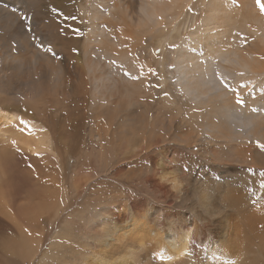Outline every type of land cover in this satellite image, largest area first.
<instances>
[{
    "label": "bare ground",
    "instance_id": "1",
    "mask_svg": "<svg viewBox=\"0 0 264 264\" xmlns=\"http://www.w3.org/2000/svg\"><path fill=\"white\" fill-rule=\"evenodd\" d=\"M173 5L169 0H137L135 6L124 0H93L87 12L90 27L84 62L77 74L91 82L94 97L107 96L106 100L117 107V82L126 79V72H117L116 67L128 68L126 76L135 80H140L134 77L143 72L140 58L137 61L135 50L129 46L132 41L129 50L122 31L115 30L119 22L154 27ZM132 9H136V19L128 14ZM73 15L72 7L66 6L59 13L61 24H52L48 18L37 20L48 32L49 47L65 49L76 68L77 50L73 49L78 47L80 25ZM65 17L70 21H64ZM163 17H169L168 13ZM105 27L108 29L103 32ZM215 32L206 40L214 36L220 41L223 32ZM32 48L28 44L15 51L21 53L19 66L26 68V75H17L13 71L16 65L3 60L1 72L6 80L0 84V93L18 92L32 72L44 78L45 72L38 69L44 53ZM233 48L209 43L204 66L180 65L177 71L176 79L183 76L187 81L184 87L195 93H190L191 99L206 97L208 109H196L182 117L190 128L188 136H184L186 132L177 136L185 141L191 138L189 149L197 150L201 145L195 144L196 137L201 138L206 131L209 146L201 159L150 150L171 145L175 139L169 130H156L152 120L147 124L145 119L140 135L133 129L126 136L119 127L118 135L122 134L118 141L124 140V145L102 147L112 156L79 163L92 174L73 169L67 181L61 174L62 156L57 155L52 130L36 119L0 108V264H264V148L260 147L264 145V86L246 97L244 108L237 102L253 83L260 88L256 81L264 74V59L260 51ZM93 53L102 58L93 59ZM222 53L227 54L224 68L233 76L230 87L238 91H230L218 79L222 65L214 68L213 59ZM46 64V76L52 79L58 72L57 62ZM68 84L73 93V84ZM219 86L222 89L213 92ZM239 106L241 110L236 111ZM130 113L133 111L120 120L121 126L135 119ZM140 115L136 121L142 122ZM21 118L28 124L22 125ZM181 127L178 122L173 128ZM143 150L154 153L143 157ZM202 159L216 166L223 164L236 174L203 172ZM17 165L27 171L17 170ZM63 165L67 167V162ZM91 176L103 181L93 182ZM105 186L111 188L109 199H104L108 190L99 189ZM87 199L91 201L86 203ZM74 201L82 205L73 206ZM44 220L52 233L48 240Z\"/></svg>",
    "mask_w": 264,
    "mask_h": 264
},
{
    "label": "rangeland",
    "instance_id": "2",
    "mask_svg": "<svg viewBox=\"0 0 264 264\" xmlns=\"http://www.w3.org/2000/svg\"><path fill=\"white\" fill-rule=\"evenodd\" d=\"M124 1L129 5L134 4V6L137 3V0ZM169 1H171L172 5L174 4L173 7L170 11H165L161 15L160 21L154 27L149 25L140 28V26L134 25V28L128 21L122 24L119 22L123 27H118L120 25H117L115 30L118 32L122 31L123 39L125 43L127 42L125 47L127 46L128 48L130 46L135 50L136 59L139 57L142 64H140L142 67H139V69L143 72H140L137 76L140 80H135L126 76L129 73L128 68L123 70L120 67H116L117 72H126V79H121V81L117 82L119 83V93L117 94H119L118 100L120 102L118 101L117 107L114 108L113 102L109 103L106 100L107 96L99 95L94 97L91 82L82 77L79 79L77 74L78 70L82 69L84 62L83 49L87 30L90 27V20L87 16L91 11L92 6L90 5L93 0H0V84L6 80L5 75L1 72L2 63L5 61L16 65L13 71L17 75H26V68L19 66L18 56L21 53H15V51L21 50L23 46L28 44L31 45V48L33 47L32 50L35 48L42 49L41 52L44 53V58L38 69L42 70L43 73L45 72L44 78L36 76L32 72L27 84L17 89L18 92L14 90L16 93L13 92L10 95L0 93V108L17 112L24 117L36 119L52 130L55 134L54 146L57 148V155L63 157H61L60 165L64 167V170L61 174L67 177V181H69L70 171L73 169L79 173L92 174L89 169L79 167V163L88 160L93 162L98 157L106 158L107 156H112V152H106L102 150V147L109 149L108 146L116 145L115 143L123 146L124 140L118 141L119 135L123 133L127 136L133 129H136V134H142L145 119L148 121L147 124L152 120L156 130L159 128L169 130V136L175 139L171 141V145L165 143L160 145V147L153 146L150 150L154 152H162L160 150H163L169 155L201 159L200 156L202 154L206 155L205 150L209 146V138L206 131H203L201 138L199 135L196 137L195 144L201 145L197 150L189 149L192 144L191 138H189V141H185L177 137L183 136L184 132H186L184 136H188V130H190L185 120H182L183 116L196 109H208L205 104L206 97L201 96L200 98L191 99L192 95L190 93L194 92L184 87V84H187L186 79L183 76L178 78L179 81L176 79L180 65L192 66L200 63L199 66H204V60L209 56L206 51L209 43L230 48H251L252 50L260 51L264 59V11H261L257 6L256 0H176L175 3L174 0ZM66 6L72 7L73 16L80 25L77 30L79 31L78 47L73 49L77 50L74 51V58L79 66H75L76 68H74L76 64L69 59V55L64 51L65 49L55 47V45L54 47H49L51 43L48 38V32L37 20L48 18L46 20L52 19L49 21L52 24H54L53 21L56 23L58 21L61 24L59 13ZM39 10H43L44 13H40ZM166 12L169 17H163L164 15L167 16ZM128 14H132L134 19L137 18L136 9L128 11ZM22 15H27L31 18V32L25 30L26 24L21 19ZM127 19L128 16H126ZM65 20L69 22L70 17H67V19L65 17ZM107 29L105 27L103 32H106ZM135 29L138 31L135 32ZM216 30L217 32H215ZM219 31L223 32L221 37L219 36L220 41L214 36L210 40H206L210 33H219ZM33 32L34 35H32ZM129 41L130 43L132 41L130 45ZM41 43L44 46L40 47L39 44ZM57 45L60 46L59 44ZM130 47L128 48L129 50H131ZM49 48L52 49L51 52L48 51ZM2 50L7 51V53L2 54ZM225 54L216 55L213 59L214 64H212L214 68H217L219 64L222 65L218 79L221 82L223 79L227 81L228 85H231L233 76L224 68L227 65L224 62V58L227 57V54ZM92 58L98 60L102 57L98 53H93ZM139 58L137 61H139ZM56 62L58 75L56 74L52 79H48L45 68L49 66L46 63L55 64ZM8 70L5 71L6 75L10 72V69ZM214 74H216L215 71ZM116 76L118 75L116 74ZM139 76L142 77L140 78ZM64 78L73 84V93L69 92V82L65 81ZM262 79H264V74L256 81L257 84L260 82V88H255L253 83L241 93L242 107L239 106L236 111H240V107L244 108L247 105V96L253 95L256 91L263 88ZM54 82L57 84L56 87ZM212 85V83L209 84V86ZM223 86L227 87L225 84ZM124 87L126 88V93L123 91ZM220 89H222L221 86L217 87L213 92ZM56 99L58 101L62 100V103H57ZM57 107L60 108L54 110ZM257 108L258 104L254 105V109ZM131 111H133V114H130L135 119L127 120L130 123V125H127L128 127L121 126L120 120L127 112ZM145 112H148L149 115H146ZM234 113H237L234 116H239L238 112ZM140 114L143 115L142 122L136 121V118L141 116ZM178 122L182 124L181 130L173 128L174 124ZM119 127L123 131L118 135ZM235 129L237 130L238 128L236 127ZM72 140H74V143ZM150 150H143L142 156H151L154 152L149 153ZM62 161L67 162V167L63 165ZM202 161L204 162L202 165L205 167L203 172L211 171L216 176L236 174L235 171L226 169L223 164L216 166V164L208 163L203 159ZM16 169L22 172L27 171V168L23 165H17ZM91 177L93 182L103 181V179L97 178L98 176ZM3 187L6 186L3 185ZM95 188L94 186L93 189L95 190ZM99 189L100 191L108 190L104 199H109L110 186L100 187ZM69 190V194H73V190ZM87 194L92 195L91 192ZM90 201L91 199H87L86 203ZM78 205H82L81 201L73 202V206ZM43 223L44 227L47 228L45 220ZM51 234L49 228H47L45 239L48 240L52 236Z\"/></svg>",
    "mask_w": 264,
    "mask_h": 264
},
{
    "label": "snow or ice",
    "instance_id": "3",
    "mask_svg": "<svg viewBox=\"0 0 264 264\" xmlns=\"http://www.w3.org/2000/svg\"><path fill=\"white\" fill-rule=\"evenodd\" d=\"M256 3H257V6L261 9V11H264V0H256ZM21 19L25 21V24H26V28H25V30L28 31V32H31V31H32L31 18H30L29 16H27V15H22V16H21ZM48 51L51 52L52 49L49 48ZM134 78H138V77H134ZM222 82H223V84L227 85V87H228V89H229L230 91H238V89H232V88L230 87V85H228L227 81H225V80L222 79ZM242 86H243V85H242ZM237 102H238V103H241V104L243 103V101L240 100V99H238ZM21 124H22V125H27L28 122H27V121H24V120L21 118ZM260 147L264 148V145H260Z\"/></svg>",
    "mask_w": 264,
    "mask_h": 264
}]
</instances>
